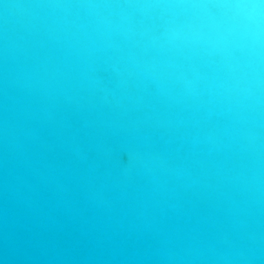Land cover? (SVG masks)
Segmentation results:
<instances>
[{
	"label": "water",
	"instance_id": "95a60500",
	"mask_svg": "<svg viewBox=\"0 0 264 264\" xmlns=\"http://www.w3.org/2000/svg\"><path fill=\"white\" fill-rule=\"evenodd\" d=\"M0 264H264V0H0Z\"/></svg>",
	"mask_w": 264,
	"mask_h": 264
}]
</instances>
